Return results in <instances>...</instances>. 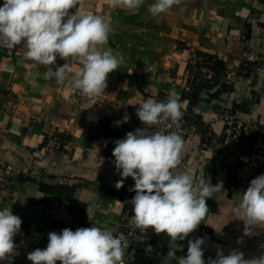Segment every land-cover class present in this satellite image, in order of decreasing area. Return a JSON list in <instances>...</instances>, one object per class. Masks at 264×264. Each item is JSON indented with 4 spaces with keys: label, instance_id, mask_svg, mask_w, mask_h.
Segmentation results:
<instances>
[{
    "label": "crops",
    "instance_id": "1",
    "mask_svg": "<svg viewBox=\"0 0 264 264\" xmlns=\"http://www.w3.org/2000/svg\"><path fill=\"white\" fill-rule=\"evenodd\" d=\"M154 2L145 0L136 14L112 8L107 0H84L77 9L110 21L109 46L124 58L119 70L109 74L106 90L92 106L70 83L57 85L54 79L45 80L46 68L32 67L22 48L0 47V164H9L17 172L12 185L0 192V210L11 209L23 226L15 237L19 255L13 264H31L27 254L46 248L50 232L77 226L79 216L68 210L71 200L84 204L83 216L89 227L109 228L122 241L125 262L160 264L166 256L169 240L153 229L151 244L142 248L131 244L128 232L138 230L124 206L132 197L124 195L117 200L109 192L121 189L115 187L121 177L112 156L114 141L134 131V126L143 127L135 115L136 104L147 98L163 101L168 90L180 98L187 75V52L177 50L178 42L224 60L229 68L224 81L234 90L221 101L210 103L202 94L194 107L212 137L207 144L195 133L185 137L184 162L190 159L191 170L197 175L202 168L213 185L222 181L223 192L207 200L209 214L197 230L176 242V254L186 255L188 240L198 237L207 238L205 261L215 258L217 246L225 253L239 249L245 258L253 247L264 248V230L243 237V222L232 212L237 197L264 169V73L256 71L249 79L237 74L244 61L257 62L264 69V0H181L168 12L152 16L147 6ZM56 63L64 61L57 58ZM78 67L73 63L74 69ZM251 98L254 102L248 111L239 113L255 126L252 154L248 162L231 165L224 160L223 124L217 113ZM180 102L184 112L187 101ZM125 113L130 120L117 125ZM104 118L109 120L110 135L99 129ZM40 184L73 191L44 192ZM124 185L133 187V179L127 178ZM241 237L243 242L237 244Z\"/></svg>",
    "mask_w": 264,
    "mask_h": 264
},
{
    "label": "clouds",
    "instance_id": "2",
    "mask_svg": "<svg viewBox=\"0 0 264 264\" xmlns=\"http://www.w3.org/2000/svg\"><path fill=\"white\" fill-rule=\"evenodd\" d=\"M84 0H3L0 6V47L23 49L32 67L44 66L45 80L57 85L66 82L89 98L91 106L107 88L110 73L119 70L122 54L109 46L113 31L106 18L77 9ZM112 8L136 14L145 0H107ZM181 0H155L147 6L152 16L168 12ZM76 9L72 12L70 10ZM57 58L64 61L57 65ZM73 63L79 65L73 68ZM135 115L142 128L126 133L114 141L112 152L115 169L121 179L120 189L131 177L135 195L130 200L135 229L145 233L166 234L169 250L160 264H264V253L250 255L233 248L225 251L217 246L215 258L204 259L206 237L188 240L187 254L177 256V241L185 240L197 230L209 214L208 199L223 192V182L211 183L202 168L191 170L190 159L184 162L185 140L180 131L182 105L174 90L166 99L147 98L136 104ZM125 113L116 124L127 123ZM232 212L243 222V237L258 235L264 230V174L252 179L237 197ZM22 219L11 209L0 210V262L13 264L19 255L15 237L21 232ZM243 237L237 244L243 242ZM179 250H183L182 247ZM122 241L109 228H64L48 234L46 248H35L27 254L31 264H125Z\"/></svg>",
    "mask_w": 264,
    "mask_h": 264
},
{
    "label": "trees",
    "instance_id": "3",
    "mask_svg": "<svg viewBox=\"0 0 264 264\" xmlns=\"http://www.w3.org/2000/svg\"><path fill=\"white\" fill-rule=\"evenodd\" d=\"M74 10V9H73ZM178 51H186V78L185 86L180 94V101H187V107L183 112L182 122L187 125H193L196 128V134L200 136L201 143H210L212 133L209 126L204 122L203 116L196 112L194 107L200 100L202 94L206 95V102L210 103L212 100L221 101L222 96L229 95L234 87L231 84H227L224 79L229 71L227 63L218 58L217 56L199 50H190L183 43H177ZM259 63L244 61L238 65V75L244 79H249L252 75H255L256 69L259 67ZM254 98L243 99L240 103H233L230 107V111L244 113L247 112L250 105L254 102ZM256 101V100H255ZM99 129L105 135L112 134V129L110 127L109 120L104 118L98 123ZM253 135V132H252ZM62 149V145L59 149ZM264 174V169L259 170L258 175ZM39 188L44 192L51 193H65L67 191L72 192L73 189L66 188L65 186L48 187L40 184ZM128 185H124L119 191H111L109 195L117 200H122L124 195H129L132 197V192H130ZM131 203L124 206V210L132 216ZM71 213L79 216V223L76 227L64 226V228H70L75 231L80 227H89L86 222L85 216H83L84 204L77 201H69V209ZM21 227H23L21 225ZM125 264H134L132 262H125Z\"/></svg>",
    "mask_w": 264,
    "mask_h": 264
},
{
    "label": "built area",
    "instance_id": "4",
    "mask_svg": "<svg viewBox=\"0 0 264 264\" xmlns=\"http://www.w3.org/2000/svg\"><path fill=\"white\" fill-rule=\"evenodd\" d=\"M256 71L264 73V69H261V67H258ZM217 116L223 124L222 145L226 150L224 153V160L231 165L237 161L248 162V157L252 154V132L255 128L251 119L249 117H244V115H241L239 112L232 113L230 108H220ZM137 128L139 127L134 126L133 130ZM180 131L183 138L194 133L196 134L195 126L187 125L182 121ZM97 146L99 147L98 144ZM16 176L17 172L11 165L0 164V192L10 187L15 181ZM128 235L130 236L131 244L136 247L139 246L142 248L151 244L152 241L151 229H148L145 233L139 230L130 231ZM138 264L141 263L139 262Z\"/></svg>",
    "mask_w": 264,
    "mask_h": 264
},
{
    "label": "water",
    "instance_id": "5",
    "mask_svg": "<svg viewBox=\"0 0 264 264\" xmlns=\"http://www.w3.org/2000/svg\"><path fill=\"white\" fill-rule=\"evenodd\" d=\"M264 253V248H261V247H253L249 253V255L247 256V258L250 256V255H253V254H256V255H259V254H262Z\"/></svg>",
    "mask_w": 264,
    "mask_h": 264
}]
</instances>
